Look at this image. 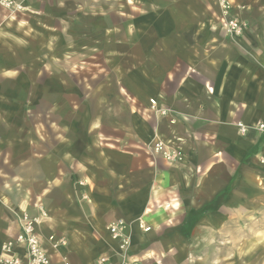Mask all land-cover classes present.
I'll list each match as a JSON object with an SVG mask.
<instances>
[{
    "label": "crops",
    "instance_id": "0c3cea01",
    "mask_svg": "<svg viewBox=\"0 0 264 264\" xmlns=\"http://www.w3.org/2000/svg\"><path fill=\"white\" fill-rule=\"evenodd\" d=\"M19 7L0 35V247L43 212L49 264H118V221L131 260L199 264L202 242L262 199L264 133L249 126L264 125V0Z\"/></svg>",
    "mask_w": 264,
    "mask_h": 264
},
{
    "label": "built area",
    "instance_id": "2783aa9c",
    "mask_svg": "<svg viewBox=\"0 0 264 264\" xmlns=\"http://www.w3.org/2000/svg\"><path fill=\"white\" fill-rule=\"evenodd\" d=\"M5 6H10L9 1H4ZM221 23L225 33L240 35L243 31V25L237 20V17L228 18L226 12L222 13ZM151 105H155L154 100H150ZM240 132L244 134L248 127L242 124H237ZM249 128L258 129V131L264 133V125L256 124V126H249ZM152 150L161 155V157L167 163H173L180 160V154L177 149L171 148L168 144L164 145L162 142L158 141L153 143L151 146ZM259 175H258V186L261 190H264V156L258 158ZM44 213L41 212L40 216L44 217ZM18 222V234L16 237L9 239L2 243L0 247V264H49L50 258L45 249H43L39 234L37 233V226L40 224L41 217H32L28 213L24 212L20 216ZM138 227L144 233L149 232L151 229L146 226L143 220H139ZM107 230L110 233V238L117 247L118 250V264H142L141 262H136L131 260L127 251L130 248V236L127 233L125 223L123 221H118L109 224ZM53 240V237H50ZM60 244H63L61 241ZM56 243L53 244V247ZM96 263L98 264H113L112 259L109 256H99ZM63 264H68L64 262Z\"/></svg>",
    "mask_w": 264,
    "mask_h": 264
},
{
    "label": "rangeland",
    "instance_id": "374dc122",
    "mask_svg": "<svg viewBox=\"0 0 264 264\" xmlns=\"http://www.w3.org/2000/svg\"><path fill=\"white\" fill-rule=\"evenodd\" d=\"M9 1L10 6H5ZM22 0H0V35L7 23L18 21L19 2ZM10 18L12 23L6 19ZM18 29L16 26L7 27ZM1 41V40H0ZM261 203L247 205L243 213L235 216L224 231L215 238L205 240L199 264H264V190Z\"/></svg>",
    "mask_w": 264,
    "mask_h": 264
}]
</instances>
